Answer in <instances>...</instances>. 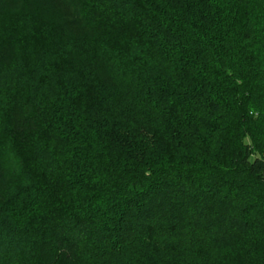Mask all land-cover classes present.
<instances>
[{"label": "trees", "instance_id": "16d2710c", "mask_svg": "<svg viewBox=\"0 0 264 264\" xmlns=\"http://www.w3.org/2000/svg\"><path fill=\"white\" fill-rule=\"evenodd\" d=\"M0 264H264V0H0Z\"/></svg>", "mask_w": 264, "mask_h": 264}, {"label": "rangeland", "instance_id": "374dc122", "mask_svg": "<svg viewBox=\"0 0 264 264\" xmlns=\"http://www.w3.org/2000/svg\"><path fill=\"white\" fill-rule=\"evenodd\" d=\"M15 238V237H14Z\"/></svg>", "mask_w": 264, "mask_h": 264}]
</instances>
